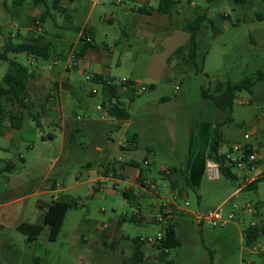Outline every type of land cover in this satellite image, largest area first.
Masks as SVG:
<instances>
[{
    "label": "rangeland",
    "instance_id": "374dc122",
    "mask_svg": "<svg viewBox=\"0 0 264 264\" xmlns=\"http://www.w3.org/2000/svg\"><path fill=\"white\" fill-rule=\"evenodd\" d=\"M142 1L61 0L59 4L66 7L62 10L56 0L20 4L0 0V52L37 73L30 82L37 103H43L49 93H58L54 81L64 75L72 86L46 103L40 125L29 117L20 129L10 128L7 119L0 125V203H9L8 210L17 215L10 219L13 227L0 228V264H123L131 255L134 238L154 237L162 228L154 221L155 208L169 190L174 191L163 170L178 167L188 175L187 161L194 153L203 156L207 144L203 122L219 119L221 113L211 100L202 98V86L213 89L216 80L240 81L264 70V0H178L173 15L162 14L164 24L175 26L164 29H151L140 12L124 14L122 4L134 8ZM199 13H207L221 31L214 35L206 19L198 34L207 52L203 63L198 60L203 72L183 67L177 71L179 58L169 63L170 55L188 44L189 33L183 26ZM33 18L41 22L42 31ZM85 27L94 28L96 46L88 50V59L68 72L67 65L78 61L73 55ZM33 35L51 42L47 59L8 49L9 43ZM7 69L8 60L0 59V85ZM99 71L117 84L127 81V95L122 91L121 96L129 120L113 119L102 106L103 85L87 79ZM142 86L147 90L137 93ZM133 93L136 96L130 101ZM65 119L84 130L70 135L63 126ZM92 122L98 123V129ZM230 126L255 135L252 142L264 166V79L257 80L252 91L237 94ZM257 127L262 132L256 134ZM224 138L232 142L229 135ZM129 143L135 147L127 149ZM147 155L153 162L150 166L144 163ZM130 160L142 165L148 187L134 185L123 175L120 164ZM110 161L118 165L116 175L104 174ZM196 183L197 187L187 189L186 198H179L181 206L188 200L194 212L221 208L224 216L233 212L234 218L225 226H200L191 212H183L184 216L178 212L174 222L181 244L165 258L171 264H264V237L254 246L245 239L249 225L264 223V180L257 189L243 191H237L238 182L224 175L218 179L204 175ZM154 185L160 190L155 191ZM55 197L72 204L57 239H49L46 225L38 239L28 244L15 225L39 222L42 206ZM124 214L140 220L121 222ZM152 245L145 246L146 264H159V252Z\"/></svg>",
    "mask_w": 264,
    "mask_h": 264
},
{
    "label": "trees",
    "instance_id": "16d2710c",
    "mask_svg": "<svg viewBox=\"0 0 264 264\" xmlns=\"http://www.w3.org/2000/svg\"><path fill=\"white\" fill-rule=\"evenodd\" d=\"M22 0H15L16 4H20ZM61 0H56V6L62 10L63 7L59 4ZM176 0H159L157 7L141 9L142 11L157 10L163 13L171 14L173 12ZM60 5V6H59ZM45 15L42 16L44 19ZM209 20L212 24L214 35H217L221 29L214 25L212 19H210L207 13H199L194 19L186 21L184 24L185 30L190 34L189 42L187 45L179 46L169 58V62L174 58H179L178 65L185 69L189 68L194 72H203V67L199 64L198 60L204 62L207 52L201 48L198 34L205 27V21ZM33 22L37 21L33 18ZM88 35L91 39L88 40ZM213 35V36H214ZM94 34L89 27H85L80 37V48L75 50V58H83L88 49L93 46ZM8 49L13 52H23L34 57L48 58L52 52V44L46 41L43 35H33L26 40L19 43H9ZM0 59L8 60V69L5 72L2 83L0 85V125L2 126L4 120H8L9 127L12 129H20L27 117L35 120L40 125V118L44 113L43 107L46 105L49 96L41 104L37 103L36 99L32 97L30 82L35 78L37 73L30 71L22 63L16 59H9L6 52H0ZM94 81L100 82L106 90L110 104L106 106L107 112L110 116L120 120L129 119L130 112L121 100V91L124 85L128 86L127 81L119 84H107L106 79L101 74H94ZM111 79V78H109ZM264 79V70L259 71L256 77H245L240 81L216 80L215 85L212 89L210 86L203 85L201 96L203 99L211 100L214 105L220 111V118L216 120L215 126L211 134V140L209 145L208 158L220 164V175L236 180L237 174L234 170V163L226 159L224 154L220 153L221 130L223 126L233 122V110L234 102L237 94L244 90L252 91V88L257 80ZM113 80V79H111ZM151 87V85H150ZM2 147L0 146V152ZM169 182L176 188L184 187L186 190L193 188V184L189 176L183 172L182 169L172 167L169 172L163 171ZM140 178L143 185H146L144 180L143 169L140 168ZM264 180V174L258 176L251 182L245 185L244 190L257 189L261 181ZM125 197L130 196L129 191L124 192ZM71 203L67 201H61L55 199L51 204L47 205L44 209V215L41 222H30L24 221L17 226V230L21 231L26 236V242H35L44 226L49 225L50 234L49 239L54 241L57 239L65 216L68 210L71 208ZM255 214H259L258 207ZM181 212V215L185 214ZM178 212H175L177 214ZM187 216V215H186ZM140 219L136 216H127L124 214L121 216L120 221H139ZM174 218L170 219L163 228L165 229V235L153 245L158 250L160 263L159 264H171V259H166L165 256L175 247L181 244L180 236H178L176 227L177 224L174 222ZM264 237V223L257 224L252 223L245 230L246 243L249 246H254L258 243L259 238ZM137 237L132 240V252L129 258L123 260V264H146V241Z\"/></svg>",
    "mask_w": 264,
    "mask_h": 264
},
{
    "label": "crops",
    "instance_id": "0c3cea01",
    "mask_svg": "<svg viewBox=\"0 0 264 264\" xmlns=\"http://www.w3.org/2000/svg\"><path fill=\"white\" fill-rule=\"evenodd\" d=\"M142 1V0H141ZM143 2V5H140V6H136V7H131V6H128L126 3L125 4H122L121 5V8L123 9V12L125 15H129L131 14L132 12H140L141 15H142V21L149 24L150 28L151 29H164L166 27H173L175 26V23L173 26H171V24H164V22H162V14L164 15H173L174 13V9H173V12L171 14H168V13H163V12H160V11H157V10H150L149 11H142L141 9H147V8H155L157 7L158 3H159V0H157L156 3H153L152 1H142ZM176 2L178 3V0H176ZM176 3V4H177ZM60 4H61V1H60ZM175 4V5H176ZM109 21L112 20V18H108ZM169 23V22H168ZM92 32L94 33V41H93V46L90 47V48H95L96 46V34H95V30L93 27H89ZM183 29L185 30L184 26H183ZM187 31V30H185ZM188 32V31H187ZM189 33V32H188ZM189 37H190V34H189ZM89 48V49H90ZM88 49V50H89ZM177 49V48H176ZM175 49V50H176ZM174 50V51H175ZM89 52L87 51L86 55L79 59L77 61V65L75 67H78L79 66V63H80V60H83V59H88L87 57L89 56L88 55ZM60 57L62 58H65L66 56L64 54H61ZM174 59V58H173ZM178 59V58H177ZM180 60V59H179ZM172 61V60H171ZM170 63V62H169ZM75 67L73 69H75ZM181 67L177 64V71L178 70H181L180 69ZM67 71L69 72L70 69H67ZM97 74H101L103 76V78L106 79V77L104 76L103 72L102 71H99V72H96ZM94 73V74H96ZM54 83H56V87H58V93L57 94H50L49 93V98L47 100V104L49 102H51L52 100H54L55 98L59 97L60 94L63 93V89L64 90H67V89H71L72 86L70 84V82L68 80H66V75H64L63 79L61 81H54ZM96 83H100L98 81H96ZM101 84V83H100ZM150 87V86H149ZM154 85L151 84V87L150 89H154ZM121 92L123 91V96L127 95V92H126V89H122L120 90ZM145 92V91H144ZM143 92V93H144ZM48 96V95H47ZM46 96V98H47ZM122 96V98H123ZM136 96V94L133 93V95L129 98L130 101H133L134 97ZM121 98V100L123 101V99ZM167 97H163L162 100L166 99ZM167 100V99H166ZM124 102V101H123ZM110 104V101H109V96L106 92V90L104 89V96H103V105L104 108H106V106H108ZM125 104V102H124ZM126 106V105H125ZM107 111V109H106ZM108 113V112H107ZM131 117V116H130ZM218 118H220L218 116ZM113 119L115 120H120V119H117L115 117H113ZM130 119V118H129ZM129 119H124V120H129ZM217 118H215L214 120L213 119H210V121H206V122H203L205 123V126L203 128V132H205V135H206V141H207V144H203V156L199 157L197 156L195 153L193 154V157H191L188 161H187V172H188V176L193 184V186L197 187L198 183H196V181L200 180L204 175H208L210 179H218L220 177V170H219V175L215 172V169L213 167L210 166L209 164V161L210 159L208 158V152H209V145H210V140H211V134H212V131H213V128L215 126V122H216ZM122 121V120H120ZM232 123V122H231ZM227 124L225 126H223V131L221 130V135H220V140H221V144H223L225 142V146L222 147V145L220 146V153L221 154H226L229 149L231 147L230 144H234L236 142L238 143H247L249 145H251L253 147V150L256 152L257 154V146L252 142V139L255 135H252L251 134V137L248 139V140H245L244 137H243V134L242 132H239V131H235L234 128H232L230 126V124ZM92 127L94 129H98V123L97 122H92L91 123ZM2 126H4V124H2ZM63 126L65 128V130H70V135H73V134H76L78 133L79 131H82L84 130V127L79 125V123H75V124H72L71 122H68L66 119L63 120ZM118 126H115V129H117ZM254 132H256V134L262 132L261 129L259 127H257L256 129H254ZM227 135H229L231 138H232V142L230 141H227V139H225L224 137H226ZM135 141H136V138H138V134H135ZM230 139V138H229ZM226 142H229V145H226ZM205 146H207L206 148V151L204 150L205 149ZM122 149H124V146H120ZM135 146L133 143H129L128 146H127V149H133ZM97 149L99 150H102V147L97 145L96 146ZM152 152V148L151 149H148V154ZM258 155V154H257ZM261 156V155H260ZM149 159L150 160V164L149 165H146V166H150L153 162H152V159L150 158V156H146L144 158V162L145 160ZM114 164L115 166L113 165L112 161H110L106 166H105V170H104V174L106 173H109L110 171H112L113 175H116V161H114ZM121 166V170H123L125 173L123 174L124 176L128 177L129 178V181L134 184V185H139L141 187H144L145 188V185L142 184L141 182V178H140V168L143 169L142 165L137 162V161H134V160H130L129 163L128 162H125V163H121L120 164ZM178 168V167H176ZM258 172L260 173V175H263L264 174V166L263 164L261 163V159L260 157H258ZM143 173H144V169H143ZM259 175V176H260ZM238 176V175H237ZM144 178H146L144 176ZM145 181H147L146 179H144ZM238 182V189L237 191H243L245 188V184H242L241 182V178L238 176L237 179L235 180ZM170 186L172 187V189L174 191L170 192L171 190H169L168 194L165 196V197H162L161 201L163 200H169L171 198V196H173L174 194H178L181 198H184L185 196H188V192L186 189L184 190H180V188H176L174 185H172L170 183ZM55 199H57V197H55ZM179 201V200H178ZM225 201H223L224 203ZM8 206H10L9 203L7 202H1L0 203V228L2 230H4L6 227H13V222L12 218H16L17 215L14 216V213L11 212L10 210H8ZM44 208H46L44 206ZM191 210V209H190ZM4 211L7 213H4ZM42 212H43V215H44V209H42ZM43 215H42V218L39 222L42 221L43 219ZM4 218H5V221H4ZM175 219H178L176 218V215L174 217ZM30 222H33V221H30ZM22 223V222H20ZM18 223L17 225H15V228L17 229V226L20 224ZM33 243V242H31ZM30 244V243H28Z\"/></svg>",
    "mask_w": 264,
    "mask_h": 264
},
{
    "label": "built area",
    "instance_id": "2783aa9c",
    "mask_svg": "<svg viewBox=\"0 0 264 264\" xmlns=\"http://www.w3.org/2000/svg\"><path fill=\"white\" fill-rule=\"evenodd\" d=\"M38 24V29L39 31H42V26L41 22L39 20L36 21ZM91 39V36L88 35V40ZM72 56V55H71ZM75 58V54L73 55ZM71 58V57H70ZM72 60V58H71ZM77 65V61L73 59V65L68 64L67 69L74 68ZM87 79L89 81H94L93 77L90 75H87ZM126 80L121 81L125 82ZM107 84H116L114 80L111 79H106ZM127 88V85L125 86ZM123 87V88H124ZM147 88L142 86L139 87L136 91L137 93H143L146 91ZM97 90L94 89V92ZM243 137L245 140H248L251 137L250 132H244ZM232 154H235L232 156ZM226 159L229 160L230 162L234 163V170L235 173L241 178L242 184H247L257 178L260 173L258 172V156L256 152L253 150V147L249 144L245 143H234L232 144L231 148L229 151L224 154ZM146 165L149 164V160H145L144 162ZM218 168H220V164L216 163ZM163 171L169 172L170 168L164 169ZM148 187V182L146 181L145 188ZM155 187V185H154ZM155 191L158 189L160 190L159 187H155ZM186 198V196L184 197ZM179 195L176 193L171 198L168 200H163L161 201L160 205L155 208V218L154 221L160 225H162L161 230L158 232V234L154 237H147L144 238L142 237V240L146 241L147 243L154 244L156 241L160 240L164 235H165V229L163 226L172 218L175 217V212H191L193 215V220L196 224L198 225H203L207 224L210 226H225L229 221H231L234 218V213L231 212L227 216H224L223 211L221 208H216L213 210H199V211H192L189 208V201L185 200L184 206H181L179 203ZM154 246V245H152Z\"/></svg>",
    "mask_w": 264,
    "mask_h": 264
},
{
    "label": "water",
    "instance_id": "95a60500",
    "mask_svg": "<svg viewBox=\"0 0 264 264\" xmlns=\"http://www.w3.org/2000/svg\"><path fill=\"white\" fill-rule=\"evenodd\" d=\"M209 164L215 169V172L219 175V168L217 164L212 160L209 161Z\"/></svg>",
    "mask_w": 264,
    "mask_h": 264
}]
</instances>
